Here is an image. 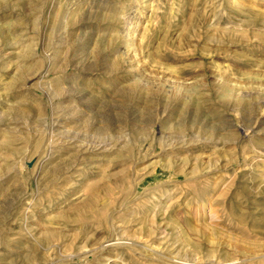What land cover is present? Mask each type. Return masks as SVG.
Returning <instances> with one entry per match:
<instances>
[{
  "label": "rangeland",
  "instance_id": "1",
  "mask_svg": "<svg viewBox=\"0 0 264 264\" xmlns=\"http://www.w3.org/2000/svg\"><path fill=\"white\" fill-rule=\"evenodd\" d=\"M262 101L264 0H0V264H264Z\"/></svg>",
  "mask_w": 264,
  "mask_h": 264
},
{
  "label": "bare ground",
  "instance_id": "2",
  "mask_svg": "<svg viewBox=\"0 0 264 264\" xmlns=\"http://www.w3.org/2000/svg\"><path fill=\"white\" fill-rule=\"evenodd\" d=\"M262 102H263V104H264V101H262ZM233 126H234V125H233ZM236 126H237V125H236ZM249 127H250V126H249ZM251 128H252V127H251ZM248 129H249V128H248ZM240 130H241L240 127H237L236 131L238 132V134H239V132H241ZM255 135H256V134H255ZM93 189H95V188H93ZM96 213H97V212H96ZM92 215H93V214H92ZM94 215H95V214H94ZM100 216H101V215H100ZM91 217H92V216H91ZM95 218H96V217H95ZM101 218H102V220L106 223V222L108 221V218H109V217H107V216L105 217V216L102 215ZM98 221H99V220H98Z\"/></svg>",
  "mask_w": 264,
  "mask_h": 264
}]
</instances>
